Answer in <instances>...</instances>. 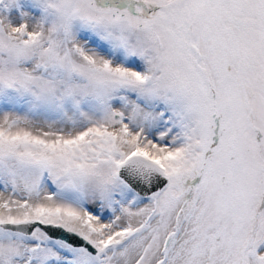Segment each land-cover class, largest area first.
Returning <instances> with one entry per match:
<instances>
[{
    "label": "snow or ice",
    "instance_id": "1",
    "mask_svg": "<svg viewBox=\"0 0 264 264\" xmlns=\"http://www.w3.org/2000/svg\"><path fill=\"white\" fill-rule=\"evenodd\" d=\"M0 264H264V0H0Z\"/></svg>",
    "mask_w": 264,
    "mask_h": 264
}]
</instances>
